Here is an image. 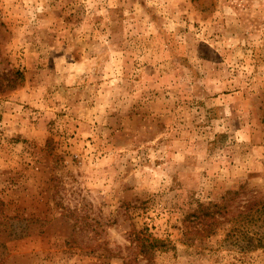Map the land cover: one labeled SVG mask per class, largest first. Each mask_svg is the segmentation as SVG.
Masks as SVG:
<instances>
[{
    "label": "rangeland",
    "instance_id": "rangeland-1",
    "mask_svg": "<svg viewBox=\"0 0 264 264\" xmlns=\"http://www.w3.org/2000/svg\"><path fill=\"white\" fill-rule=\"evenodd\" d=\"M0 264H264V0H0Z\"/></svg>",
    "mask_w": 264,
    "mask_h": 264
},
{
    "label": "trees",
    "instance_id": "trees-1",
    "mask_svg": "<svg viewBox=\"0 0 264 264\" xmlns=\"http://www.w3.org/2000/svg\"><path fill=\"white\" fill-rule=\"evenodd\" d=\"M262 239L260 238L259 243H261Z\"/></svg>",
    "mask_w": 264,
    "mask_h": 264
}]
</instances>
